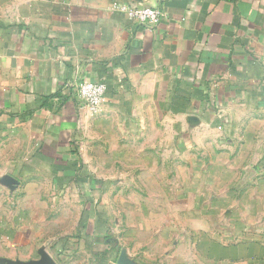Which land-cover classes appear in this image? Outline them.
<instances>
[{
  "label": "crops",
  "instance_id": "crops-1",
  "mask_svg": "<svg viewBox=\"0 0 264 264\" xmlns=\"http://www.w3.org/2000/svg\"><path fill=\"white\" fill-rule=\"evenodd\" d=\"M42 250L264 264V0H0V260Z\"/></svg>",
  "mask_w": 264,
  "mask_h": 264
},
{
  "label": "built area",
  "instance_id": "built-area-1",
  "mask_svg": "<svg viewBox=\"0 0 264 264\" xmlns=\"http://www.w3.org/2000/svg\"><path fill=\"white\" fill-rule=\"evenodd\" d=\"M114 7L126 13L136 24L150 28L156 27L166 14L159 7L134 8L120 3H115ZM75 89L80 103L90 112H96L105 102L107 87L104 83L84 79L75 84Z\"/></svg>",
  "mask_w": 264,
  "mask_h": 264
},
{
  "label": "water",
  "instance_id": "water-1",
  "mask_svg": "<svg viewBox=\"0 0 264 264\" xmlns=\"http://www.w3.org/2000/svg\"><path fill=\"white\" fill-rule=\"evenodd\" d=\"M0 264H58V262L47 251H40V258L31 261L2 259Z\"/></svg>",
  "mask_w": 264,
  "mask_h": 264
},
{
  "label": "rangeland",
  "instance_id": "rangeland-1",
  "mask_svg": "<svg viewBox=\"0 0 264 264\" xmlns=\"http://www.w3.org/2000/svg\"><path fill=\"white\" fill-rule=\"evenodd\" d=\"M218 198V197H217Z\"/></svg>",
  "mask_w": 264,
  "mask_h": 264
}]
</instances>
